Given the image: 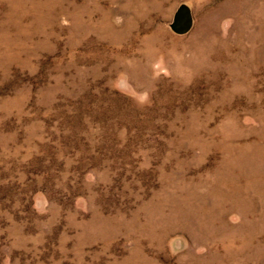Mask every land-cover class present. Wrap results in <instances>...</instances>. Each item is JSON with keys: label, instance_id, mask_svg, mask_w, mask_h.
<instances>
[{"label": "rangeland", "instance_id": "rangeland-1", "mask_svg": "<svg viewBox=\"0 0 264 264\" xmlns=\"http://www.w3.org/2000/svg\"><path fill=\"white\" fill-rule=\"evenodd\" d=\"M0 264H264V0H0Z\"/></svg>", "mask_w": 264, "mask_h": 264}, {"label": "water", "instance_id": "water-1", "mask_svg": "<svg viewBox=\"0 0 264 264\" xmlns=\"http://www.w3.org/2000/svg\"><path fill=\"white\" fill-rule=\"evenodd\" d=\"M193 27V18L189 10L181 7L175 16L174 28L179 34H185L189 32Z\"/></svg>", "mask_w": 264, "mask_h": 264}]
</instances>
